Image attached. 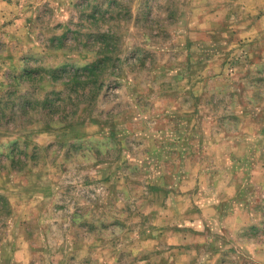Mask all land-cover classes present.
I'll list each match as a JSON object with an SVG mask.
<instances>
[{
	"label": "rangeland",
	"instance_id": "374dc122",
	"mask_svg": "<svg viewBox=\"0 0 264 264\" xmlns=\"http://www.w3.org/2000/svg\"><path fill=\"white\" fill-rule=\"evenodd\" d=\"M111 32L73 125L11 117ZM1 106L0 264H264V0H0Z\"/></svg>",
	"mask_w": 264,
	"mask_h": 264
},
{
	"label": "trees",
	"instance_id": "16d2710c",
	"mask_svg": "<svg viewBox=\"0 0 264 264\" xmlns=\"http://www.w3.org/2000/svg\"><path fill=\"white\" fill-rule=\"evenodd\" d=\"M100 37V46L96 50V54L101 55L100 58H95L84 66L47 68L45 71L48 74V80L59 81L61 89L46 92L41 100L29 98L31 93L25 91L20 97L27 99L17 110L10 111L11 117L21 119V116L24 117L29 111L35 110L38 111L36 113H41L39 115H43L47 119L45 123L48 125L52 122L58 124L57 128H67L73 125L78 106L83 103L89 105L92 100H95L103 85L102 77L105 71L110 69L113 73L119 62L117 34L115 32L102 33ZM62 38V36L54 37V40L60 41ZM109 38H111V42ZM37 72L39 73V71ZM37 72L28 73L27 76L32 77ZM61 94L63 95L61 96ZM1 104L6 105V102ZM5 107H0V119L2 120L6 112ZM0 200L5 204L1 195Z\"/></svg>",
	"mask_w": 264,
	"mask_h": 264
}]
</instances>
